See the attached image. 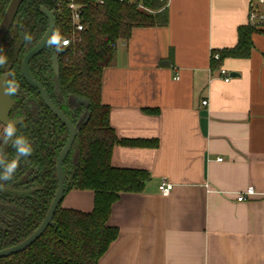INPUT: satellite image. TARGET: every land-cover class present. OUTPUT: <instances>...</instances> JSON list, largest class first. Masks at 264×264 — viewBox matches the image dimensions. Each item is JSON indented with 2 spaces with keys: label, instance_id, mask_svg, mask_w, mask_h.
<instances>
[{
  "label": "crops",
  "instance_id": "1",
  "mask_svg": "<svg viewBox=\"0 0 264 264\" xmlns=\"http://www.w3.org/2000/svg\"><path fill=\"white\" fill-rule=\"evenodd\" d=\"M250 4L168 0L167 26L134 28L118 43L101 102L119 140L157 146L113 148L114 168L150 179L113 205L108 225L119 236L99 264H264V25L249 58L219 68L211 59L236 46ZM163 182L173 185L167 196ZM94 197L73 190L61 207L91 213Z\"/></svg>",
  "mask_w": 264,
  "mask_h": 264
},
{
  "label": "trees",
  "instance_id": "2",
  "mask_svg": "<svg viewBox=\"0 0 264 264\" xmlns=\"http://www.w3.org/2000/svg\"><path fill=\"white\" fill-rule=\"evenodd\" d=\"M10 1L0 0V21ZM70 1L24 0L0 53L7 57L0 77L14 72L20 84L18 93L12 96L16 105L11 118H26L17 132L26 136L34 149L30 157L20 161L12 180L0 181L2 188L31 192L22 197L0 193V251L20 244L37 230L57 191L56 162L68 140V130L24 80L22 61L48 30V18L42 9L53 14L54 31H59L64 39L73 37ZM75 1L82 6L84 31L74 35L75 40L63 51L46 46L32 59L29 71L51 101L78 126L73 147L63 163L64 197L73 190L93 191L94 207L91 213H82L60 205L52 223L34 244L0 259V264H99L119 236V230L108 225L113 205L122 193H142L150 179L145 171L116 169L111 165L112 151L118 144L156 147L157 143L119 140L110 125V108L101 102V90L105 69L115 65L118 43L127 42L134 28L167 26V3L142 0L146 9H140L113 0L103 5L96 4V0ZM259 29L251 25L239 27L236 46L219 52L220 59L213 61V66L219 68L226 58H249L252 37ZM25 33L32 36L30 43L24 41ZM54 56L58 61L57 76L52 69ZM72 97L85 98L88 104L73 110ZM87 114L89 119L82 124ZM3 133L4 126L0 124V150L12 159L15 151L3 144Z\"/></svg>",
  "mask_w": 264,
  "mask_h": 264
},
{
  "label": "water",
  "instance_id": "3",
  "mask_svg": "<svg viewBox=\"0 0 264 264\" xmlns=\"http://www.w3.org/2000/svg\"><path fill=\"white\" fill-rule=\"evenodd\" d=\"M23 1L24 0H11L0 21V48H2L7 38V35L12 27V24L15 20V17ZM42 12L48 18V22H49L48 30L46 34L44 35V37L41 39V41L34 48L29 50L24 56V59L22 61V75L26 83L40 94L46 107L67 128L68 140L57 158L56 173H57V179H58V186H57V191L55 193V196L52 200V203L50 205V208L47 212L45 219L43 220L41 225L37 228V230L31 236H29L26 240H24L23 242H21L20 244L16 246H13L5 250H1L0 259L21 253L24 250H26L45 233V231L48 229V227L52 223L53 217L58 207L61 205L63 198H64L65 176H64V171H63V163L73 147V144L76 139L77 131H78V126H75L71 122V120L53 104V102L50 100L49 96L47 95L44 87L31 76L30 71H29L30 62L32 61L34 57L38 56L46 48L47 38L54 31V28H55V19H54L53 14L49 12L47 9H42ZM52 68H53L54 73L58 75V61H57L56 56L53 57ZM232 76H235V74H232ZM71 100L72 102H74L73 108H77L79 105H82V104L84 105L88 104V101L85 98H81V97H72ZM14 105H15V101L4 92L3 81L0 80V122L5 126L8 121H15L17 127L25 121V119H18V120L9 119L10 111L12 110ZM88 119H89V114H87L84 117L82 124H85L88 121ZM0 193H11V194H15L18 197H22V196L30 195L31 192L30 191H13L10 189L0 188Z\"/></svg>",
  "mask_w": 264,
  "mask_h": 264
},
{
  "label": "clouds",
  "instance_id": "4",
  "mask_svg": "<svg viewBox=\"0 0 264 264\" xmlns=\"http://www.w3.org/2000/svg\"><path fill=\"white\" fill-rule=\"evenodd\" d=\"M25 42L30 43L32 41V36L25 33L23 36ZM67 41L60 34L59 31H53L47 38V46L54 48L56 52L63 51L66 46ZM3 49L0 48V53ZM7 63V57L0 54V68L4 67ZM3 81L4 92L8 96H14L18 93L20 89V84L15 78L14 72H8L4 76L0 77ZM3 144L10 145L14 151L15 156L9 159L2 150H0V181H10L14 178V175L20 165L22 159L28 158L33 154V147L29 139L20 135L17 132V126L15 121H8L4 127L3 133Z\"/></svg>",
  "mask_w": 264,
  "mask_h": 264
},
{
  "label": "built area",
  "instance_id": "5",
  "mask_svg": "<svg viewBox=\"0 0 264 264\" xmlns=\"http://www.w3.org/2000/svg\"><path fill=\"white\" fill-rule=\"evenodd\" d=\"M108 0H96V4L103 5ZM115 2L121 4H131L135 5L140 9H146L142 3V0H113ZM162 2H166L168 4V0H160ZM263 8V11L260 8ZM68 9L71 14V22L73 28V37L70 39H65L67 44L64 48L69 47L72 42L75 40L74 35L84 31V25L82 23V6H80L75 0H71L68 4ZM249 23L251 26L261 27L264 25V0H251L250 4V13H249ZM212 61H218L220 59L219 52H213L211 55ZM220 78L224 80V82L228 83L231 81V76L229 72L224 68L219 69ZM178 79V78H177ZM203 106H207L208 102L203 101ZM221 161V160H220ZM160 191L163 195L167 196L173 189V185L168 182H163L159 187ZM254 194V189L252 187L248 188L246 192L241 193L237 196L238 202H247L251 196Z\"/></svg>",
  "mask_w": 264,
  "mask_h": 264
},
{
  "label": "flooded vegetation",
  "instance_id": "6",
  "mask_svg": "<svg viewBox=\"0 0 264 264\" xmlns=\"http://www.w3.org/2000/svg\"><path fill=\"white\" fill-rule=\"evenodd\" d=\"M52 66H53V63H52ZM53 69V68H52ZM54 72V71H53ZM55 74V73H54ZM56 75V74H55ZM57 76V75H56ZM2 77V76H1ZM46 91V90H45ZM47 93V92H46ZM40 95V94H39ZM41 97V96H40ZM11 98H12V96H11ZM13 99V98H12ZM42 99V98H41ZM14 100V99H13ZM51 100V99H50ZM15 101V100H14ZM43 101V100H42ZM44 103V102H43ZM54 104V103H53ZM15 105H16V102H15ZM15 105H14V107H15ZM55 105V104H54ZM46 106V105H45ZM56 106V105H55ZM73 106H74V102L72 103L71 102V108L73 109V110H77L78 109V107L77 108H73ZM13 107V108H14ZM57 107V106H56ZM13 108H12V110H13ZM29 108H32V106H29ZM58 108V107H57ZM59 109V108H58ZM12 110L10 111V114H9V119L10 120H18V119H25V121H26V118L25 117H15V118H11V112H12ZM59 110H61V109H59ZM62 111V110H61ZM51 112V111H50ZM63 112V111H62ZM52 113V112H51ZM64 113V112H63ZM53 114V113H52ZM54 115V114H53ZM66 115V114H65ZM55 116V115H54ZM56 117V116H55ZM57 118V117H56ZM58 119V118H57ZM59 120V119H58ZM25 121L23 122V123H25ZM60 121V120H59ZM61 122V121H60ZM23 123H21L18 127H20ZM0 124L2 125V126H4L5 127V125H3L1 122H0ZM17 127V128H18ZM0 188H2V187H0ZM4 189H7V188H4ZM11 190V189H10ZM14 191V190H13ZM1 194H4V193H1ZM11 194V193H10ZM13 195H15V194H13Z\"/></svg>",
  "mask_w": 264,
  "mask_h": 264
}]
</instances>
